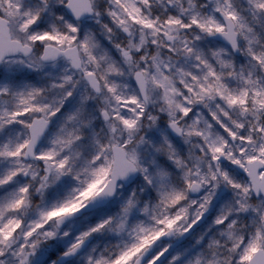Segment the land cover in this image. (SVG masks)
I'll return each instance as SVG.
<instances>
[{
	"label": "snow or ice",
	"instance_id": "snow-or-ice-1",
	"mask_svg": "<svg viewBox=\"0 0 264 264\" xmlns=\"http://www.w3.org/2000/svg\"><path fill=\"white\" fill-rule=\"evenodd\" d=\"M0 264H264V0H0Z\"/></svg>",
	"mask_w": 264,
	"mask_h": 264
},
{
	"label": "water",
	"instance_id": "water-1",
	"mask_svg": "<svg viewBox=\"0 0 264 264\" xmlns=\"http://www.w3.org/2000/svg\"><path fill=\"white\" fill-rule=\"evenodd\" d=\"M136 181V177L135 176H132L130 177L126 182H125V186L128 187L130 186L132 183H134ZM112 198H108L107 200H97V201H94L92 202L90 205H89V209L91 210H95V209H99V208H102L104 206H106L110 201H111ZM83 211V210H82ZM80 217H76V218H73L72 220L70 221H73L75 219H78ZM70 221H66V223L70 222Z\"/></svg>",
	"mask_w": 264,
	"mask_h": 264
},
{
	"label": "rangeland",
	"instance_id": "rangeland-1",
	"mask_svg": "<svg viewBox=\"0 0 264 264\" xmlns=\"http://www.w3.org/2000/svg\"><path fill=\"white\" fill-rule=\"evenodd\" d=\"M137 186V180L129 187H126L127 190L130 192L132 190L133 187H136ZM66 194V191L65 192H61V195H64ZM105 208V207H103ZM97 219L99 218V216L96 217ZM87 223V221L83 220L82 218L74 221V222H71V224L74 226V227H84L85 224Z\"/></svg>",
	"mask_w": 264,
	"mask_h": 264
}]
</instances>
